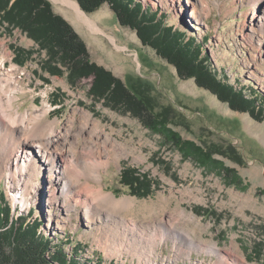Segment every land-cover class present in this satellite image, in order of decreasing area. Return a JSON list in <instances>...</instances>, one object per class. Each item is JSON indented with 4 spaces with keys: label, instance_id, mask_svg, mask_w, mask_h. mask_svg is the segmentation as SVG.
<instances>
[{
    "label": "rangeland",
    "instance_id": "obj_1",
    "mask_svg": "<svg viewBox=\"0 0 264 264\" xmlns=\"http://www.w3.org/2000/svg\"><path fill=\"white\" fill-rule=\"evenodd\" d=\"M48 1L84 41L89 62L120 78L132 92L141 91L142 96H136L147 102L140 108H144L148 123H159L154 130L124 104L94 97L90 71H84L88 76L72 80L66 67L58 64L61 74L47 72L48 56L33 39L17 28L8 31L1 26L0 77L10 76L4 89H12L9 95H16L12 111L39 113L47 109L44 119L55 121L54 130L76 142L74 154L78 158L85 153L84 141L95 142V155L82 158L78 165L101 163L99 181L86 179L88 173L84 172L81 183L116 199L130 200L128 206L115 201L101 204L97 213L100 221L90 224L85 222L83 210L93 200L84 193L65 192L61 198L65 196L67 206L75 209L58 229L53 224L57 210L66 211L48 205L44 175L32 178L29 192L19 188L18 182L28 176L25 165L21 168L25 162L19 148L0 176V190L10 203L12 216H37L42 222L41 233L51 237L57 231L60 238L70 236L73 242L63 245L66 252L70 253L78 241L88 249L94 248L93 256L101 264L112 263L120 256L144 261L151 237L153 251L173 248L183 260L180 264H193L195 259L207 264L210 257L216 259L215 264H264V119L258 121L246 112L234 111L198 87L193 78L179 77L173 65L143 45L133 29L117 21L107 3L87 13L72 0L97 26L91 29L72 7ZM144 2L152 9H156L152 4H159L162 11H167V24L180 27L198 41L205 38L202 50L232 83L237 78L246 85L264 86V46L257 43L255 33L247 37L242 30V22L247 25L244 14L253 6L250 0ZM254 17L253 24H260L259 16ZM14 46L32 54L17 55ZM71 73L77 76L76 69ZM1 136L2 132L0 145L6 140L5 134ZM184 140L193 145L184 148ZM113 141L125 150L114 148ZM196 146L203 153L194 152ZM28 149L40 161L38 148ZM126 168H133L145 181L138 186V195L119 181ZM123 219L130 227L135 224V229L124 230L120 224ZM112 229L122 236L112 237Z\"/></svg>",
    "mask_w": 264,
    "mask_h": 264
},
{
    "label": "trees",
    "instance_id": "obj_2",
    "mask_svg": "<svg viewBox=\"0 0 264 264\" xmlns=\"http://www.w3.org/2000/svg\"><path fill=\"white\" fill-rule=\"evenodd\" d=\"M76 1L87 13L107 3L117 21L133 29L143 45L153 48L159 57L173 65L179 77L193 78L198 87L227 103L234 111L246 112L258 121L264 119V95L261 91L237 78L232 83L224 71H219L213 65L211 56L202 50L201 44L205 38L202 37L200 42L196 36H189L180 27L167 24L170 18L167 11L152 9L140 0ZM1 26H5L8 31L17 28L26 32L39 49L47 54V72L61 74L62 70L56 66L58 64L66 67L72 80L73 77L78 79L88 76L89 73L84 71H90L93 75L90 92L94 97L114 104H124L129 111L156 130L154 126L159 122L148 123L149 120L143 114L144 108H140L143 104L147 106L143 98L136 96H142L141 91L132 92L120 78L113 77L103 67L89 62L84 41L65 19L52 10L48 0H0ZM12 48L20 56L24 52L26 55L32 54L29 50H19L15 46ZM73 69H76L77 76H72ZM184 142V148L193 145L189 140ZM202 150L199 146L193 147V151L199 154L203 153ZM139 176L133 168H126L119 181L129 187L131 193L138 195V186L145 183ZM41 225L37 216L30 219L18 215L14 218L5 193L0 190V264H101L96 257L90 258L84 254L85 246L78 241L71 247L70 253L66 252L63 245L65 242H73L70 236L60 238L59 232L55 231L56 234L49 237L40 232Z\"/></svg>",
    "mask_w": 264,
    "mask_h": 264
},
{
    "label": "bare ground",
    "instance_id": "obj_3",
    "mask_svg": "<svg viewBox=\"0 0 264 264\" xmlns=\"http://www.w3.org/2000/svg\"><path fill=\"white\" fill-rule=\"evenodd\" d=\"M55 1H59L67 5H70L71 7L75 9V11H77L76 13H79L80 15L79 19H81L82 17V19L88 22L90 27L92 26L94 27L93 23L89 21L90 19L86 17L85 13L82 12L78 8L76 2L72 0H55ZM250 1L253 3V6L251 10H247V13L244 14L245 17L247 18V25L245 21L242 22L243 24L242 30L245 32V36L247 37H251V35L255 33L254 35L255 39L258 36V38L256 39L257 43L259 45L264 46V31H263L264 30L263 29L264 0H250ZM259 2L263 4L261 7H259L257 4ZM254 15H257V17L259 16L260 18L259 22L261 26H259L260 24H257V25L253 24L254 18H255ZM8 79H10V76H6L4 78L0 77V132H2V136L3 134H5L6 136V138H4L6 139L5 142L4 140H2L3 142L0 145V176L2 175L4 171L3 169L7 165L8 159L11 157H15V152L19 151L18 150L19 148L22 149L21 154L24 153L23 161L25 163L21 164V168H23V165H25L27 172H28V176L26 177L25 180H22V181L20 180L18 182L20 184L19 188H23L24 192H29L28 186L31 184L32 178H36V177L38 178L40 174L42 176L44 175V177H42L44 179L43 181L46 182V186L49 189L47 193V197L49 199L48 205H50V207L56 205L57 208L61 207L63 208L64 212L66 211V214H65V213H62V210L60 209L57 210V214L55 215V217H57V221L53 224H55L58 227V229H61L62 225L64 226L67 223L66 218H69L68 213L75 209L70 206H67L65 196L61 198V196L65 192L71 193L75 191V192H78L77 195L84 193L85 195H88L87 197H90L93 200L91 205H88L87 202L85 201L87 205H84L85 208L83 210V214L87 217L85 219V222L90 223V224L93 222L100 221L101 215L97 216L98 215L97 213H100L99 206L101 204H106V203L112 204L115 201L119 205H123L125 203L124 205L128 206V203L130 200L127 197L116 199L111 194H105L103 192H100V190L94 191L92 185H89L88 183H85V184L81 183L80 177L81 175H83L84 172L88 173L86 179H93L97 182L99 181L100 173L98 172V167L101 163L98 164L96 163V161H94L93 164H90L89 162H87L88 164H86L83 162L81 166L78 165L79 161H83L82 158L85 159V158H88L87 156L95 155L96 148L98 150L97 144L91 141H84L83 144L85 147V151L83 150L82 152H85V153L84 154L82 153L83 157L80 156L78 158L74 154L75 152L74 148H75L76 142L69 141L67 135H62L58 133L56 129L54 130L55 121L44 119V117L48 113L47 109H40L39 113H37L36 110H35L36 111L35 113L34 112L29 113L32 111L19 112L18 109L15 111H12L13 102L15 100L14 96L16 95L10 96L9 92H11L12 89H4V87L8 83ZM13 91L16 92L17 90L14 89ZM84 122L87 125V120ZM86 125H84L83 127H80V129L83 130V128L86 127ZM23 135H25V137H23ZM115 141L111 142V145L114 148L118 147L120 150H125L123 149L124 146H122L121 144H117ZM27 145L33 148H38L39 154L37 153V156H39V158L41 157L40 159L41 163L40 161H37L34 156H32V154L30 153V149H28ZM28 157H30V160L26 162V159ZM67 173H70V174L65 176ZM54 175L55 177H53ZM45 176H47V178H45ZM12 177L16 179L15 172H13ZM53 178L56 180L54 181ZM15 188L18 189V185H16ZM14 194L16 193H13V195ZM56 195H59V196H56ZM17 197H16V202L18 200ZM57 200H58V204H55ZM78 201L79 200L76 199L77 203ZM93 208L96 209V211L98 212L93 213ZM120 222H121L120 223L121 227H123L124 230L133 231V229H135L134 228L135 224H131L132 226L130 227L124 221V219L123 221H120ZM50 224L52 223L50 222ZM117 234L122 236V234L118 233L117 230L112 229L111 236L114 238L116 237L118 238ZM123 237L126 238L127 233H125ZM116 239H114V241ZM148 240H150V238ZM151 242H152V237H151L150 243H148V247L145 251V255L143 256L144 264H147L148 256L152 254L153 252V249H152L153 247H152ZM136 250L137 248H135V251Z\"/></svg>",
    "mask_w": 264,
    "mask_h": 264
},
{
    "label": "built area",
    "instance_id": "obj_4",
    "mask_svg": "<svg viewBox=\"0 0 264 264\" xmlns=\"http://www.w3.org/2000/svg\"><path fill=\"white\" fill-rule=\"evenodd\" d=\"M140 1H142V3L148 5L146 2H144V0H140ZM152 5L156 9L162 8V7L160 8L159 4H152ZM262 73H264V72H262ZM250 80H252V79H250ZM260 87L264 88V86H261V85H260ZM262 88H259V86H258L257 89L261 91ZM261 93L264 95V91L263 92L261 91ZM93 252H94V248L88 249L87 247H84V254H86L88 257H90V258L93 257ZM181 261H183V260L180 258V255L177 254L173 248H171L170 250H168V252H163L162 249L153 251L152 254H150L148 256L147 264H180ZM112 263L113 264H144L143 260L141 261L137 258L136 259L135 258H127V257H123V256L116 257L112 261ZM192 263L193 264H205V262H202L199 259H195L194 262H192ZM215 263H216V259H214V261H213L212 257H210L208 259L207 264H215ZM103 264H106V263H103Z\"/></svg>",
    "mask_w": 264,
    "mask_h": 264
},
{
    "label": "crops",
    "instance_id": "obj_5",
    "mask_svg": "<svg viewBox=\"0 0 264 264\" xmlns=\"http://www.w3.org/2000/svg\"><path fill=\"white\" fill-rule=\"evenodd\" d=\"M67 5V4H66ZM68 6H70V5H68ZM78 6V5H77ZM71 7V6H70ZM73 8V7H72ZM79 8V7H78ZM74 9V8H73ZM80 9V8H79ZM74 11H75V9H74ZM82 11V10H81ZM75 12H77V11H75ZM83 12V11H82ZM86 15V14H85ZM76 16L78 17V18H80V15H79V13H76ZM86 17L88 18V19H90L87 15H86ZM79 20H81V21H84L88 26H90L89 24H88V22L87 21H85L84 19H82V17H81V19H79ZM70 21V20H69ZM89 21H91V23H93L92 22V19H90ZM94 21V20H93ZM71 22V21H70ZM93 25H94V27H91V29H95L97 26L93 23ZM97 29V28H96Z\"/></svg>",
    "mask_w": 264,
    "mask_h": 264
}]
</instances>
